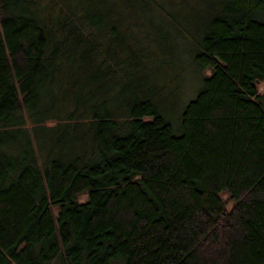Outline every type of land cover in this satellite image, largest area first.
Segmentation results:
<instances>
[{
    "label": "trees",
    "instance_id": "1",
    "mask_svg": "<svg viewBox=\"0 0 264 264\" xmlns=\"http://www.w3.org/2000/svg\"><path fill=\"white\" fill-rule=\"evenodd\" d=\"M176 15L0 0V264H264V0Z\"/></svg>",
    "mask_w": 264,
    "mask_h": 264
},
{
    "label": "rangeland",
    "instance_id": "2",
    "mask_svg": "<svg viewBox=\"0 0 264 264\" xmlns=\"http://www.w3.org/2000/svg\"><path fill=\"white\" fill-rule=\"evenodd\" d=\"M213 1L214 0H187L186 3H184L178 2V0H161V3L168 11L178 14L176 15V19L179 23L185 22L186 17L190 20H194V22L202 20L206 17L207 9ZM161 12H163V10ZM170 42H172L170 43L171 45L175 43V47L177 44V48L172 49L174 63H172L171 67L177 69L180 75L176 82L177 89L175 90L174 96H171L170 100H166L167 105H170L174 100L178 99L179 101H185L189 96H192L199 79V70L191 64H187L186 60L189 57L188 53L191 48L190 39L173 37L170 39ZM164 68L167 69V66L164 65ZM209 71V68H205L203 73H209ZM255 83L258 90H264V79L258 80ZM221 195L226 200L227 206L230 207L233 203V199L229 197L227 192H222ZM78 197L79 199H84L86 198V193H82Z\"/></svg>",
    "mask_w": 264,
    "mask_h": 264
},
{
    "label": "water",
    "instance_id": "3",
    "mask_svg": "<svg viewBox=\"0 0 264 264\" xmlns=\"http://www.w3.org/2000/svg\"><path fill=\"white\" fill-rule=\"evenodd\" d=\"M216 58H217V56H216ZM259 80V78H256V80L254 81V82H256V81H258Z\"/></svg>",
    "mask_w": 264,
    "mask_h": 264
}]
</instances>
